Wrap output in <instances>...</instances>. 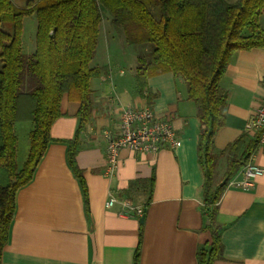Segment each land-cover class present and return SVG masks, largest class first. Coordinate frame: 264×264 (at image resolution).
Masks as SVG:
<instances>
[{
  "label": "crops",
  "instance_id": "crops-1",
  "mask_svg": "<svg viewBox=\"0 0 264 264\" xmlns=\"http://www.w3.org/2000/svg\"><path fill=\"white\" fill-rule=\"evenodd\" d=\"M260 23L264 29V12ZM112 27L106 28L102 62L91 63L102 73L91 80L92 119L78 138L81 148L76 163L82 178L68 155L81 123L80 105L65 95L49 146L32 180L15 196L2 264H134L138 247L140 264H199V248L212 240L198 162L200 126L187 85L181 77L163 72L148 77L141 89L139 55L128 64L125 56V48L135 45L127 42L122 29L116 28L121 35L114 34ZM32 47L29 44L28 55L34 52ZM221 88L228 98L226 124L215 138L217 183L226 176L228 166V156L221 152L243 135L247 134V141L255 136L245 128L264 95V49L238 52ZM146 105L173 123L182 146L157 154L122 149L117 172L106 176L105 132L118 127L126 107ZM14 130L16 134V124ZM16 144L22 168L31 141L22 154L19 138ZM257 148L252 161L264 168V146ZM241 171L233 179L241 180ZM112 196L142 208L144 222L136 213L121 217L119 204L108 207ZM214 227H223L224 245L223 258L214 264H264V175L247 189L227 186Z\"/></svg>",
  "mask_w": 264,
  "mask_h": 264
},
{
  "label": "trees",
  "instance_id": "trees-1",
  "mask_svg": "<svg viewBox=\"0 0 264 264\" xmlns=\"http://www.w3.org/2000/svg\"><path fill=\"white\" fill-rule=\"evenodd\" d=\"M108 11L127 42L153 45L138 56L137 81L144 90L148 77L171 72L187 85L197 108L198 162L203 173L205 214L212 240L198 251L199 264L223 258V227H214L219 203L229 182L252 160L260 134H247L221 152L228 156L223 180L217 183L215 138L226 124L227 94L221 81L240 51L264 49L260 23L264 0H0V264L8 242L18 190L30 182L51 141V128L62 115L65 95L78 101L81 120L70 142L69 162L82 178L76 157L79 136L92 119L91 80L102 73L92 67ZM35 14V50L23 52L24 20ZM152 100V96L149 98ZM33 122L31 147L23 167L17 163L15 124ZM84 184V182H83ZM86 191V187H84ZM138 247L134 264H140Z\"/></svg>",
  "mask_w": 264,
  "mask_h": 264
},
{
  "label": "built area",
  "instance_id": "built-area-1",
  "mask_svg": "<svg viewBox=\"0 0 264 264\" xmlns=\"http://www.w3.org/2000/svg\"><path fill=\"white\" fill-rule=\"evenodd\" d=\"M246 132L260 134L259 147L264 146V95L254 117L246 124ZM107 140L105 175L112 177L118 170L120 153L122 149H130L137 153L157 154L164 148L176 150L182 146L173 123L158 116L148 105L140 108L126 107L122 119L115 129L105 132ZM242 179H233L231 186L250 188L255 180L264 175V168L252 160L242 169ZM115 204L122 206L121 217H130L131 213L139 216L144 214L142 208L136 207L127 199L111 197L107 202L108 207Z\"/></svg>",
  "mask_w": 264,
  "mask_h": 264
},
{
  "label": "rangeland",
  "instance_id": "rangeland-1",
  "mask_svg": "<svg viewBox=\"0 0 264 264\" xmlns=\"http://www.w3.org/2000/svg\"><path fill=\"white\" fill-rule=\"evenodd\" d=\"M233 1V0H232ZM16 4L21 7H26L28 0H15ZM104 20L101 25V35L98 42V47L95 53V57L93 59L92 65L97 66L102 62V58L104 56V49H105V41H107V30L106 28H110L112 25V17L108 11L103 12ZM24 34H23V41H24V54H29V44H32L33 47H35V41H36V31H37V18L35 14L29 15L24 20ZM108 28V29H109ZM113 33L117 34L120 33L116 27L111 28ZM110 32V31H109ZM108 32V33H109ZM121 35V33H120ZM32 47V48H33ZM153 50V45L147 44V45H135V46H128L125 48V56L127 58V64L131 62L135 56L137 55H145ZM122 54V53H120ZM34 128V123L27 121V122H18L16 123V134L19 138V147H20V154L23 152H26L28 144L30 143V132ZM207 219V223H208Z\"/></svg>",
  "mask_w": 264,
  "mask_h": 264
},
{
  "label": "water",
  "instance_id": "water-1",
  "mask_svg": "<svg viewBox=\"0 0 264 264\" xmlns=\"http://www.w3.org/2000/svg\"><path fill=\"white\" fill-rule=\"evenodd\" d=\"M145 220V216H142L141 219H140V222L143 223ZM208 224H210V221L208 222Z\"/></svg>",
  "mask_w": 264,
  "mask_h": 264
}]
</instances>
